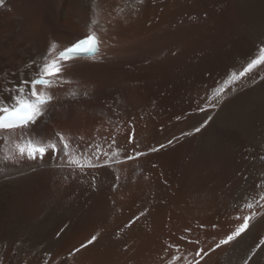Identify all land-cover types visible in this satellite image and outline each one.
Returning a JSON list of instances; mask_svg holds the SVG:
<instances>
[{"label": "bare ground", "instance_id": "obj_1", "mask_svg": "<svg viewBox=\"0 0 264 264\" xmlns=\"http://www.w3.org/2000/svg\"><path fill=\"white\" fill-rule=\"evenodd\" d=\"M72 27L85 34L69 40L64 34ZM91 33L99 40L96 55L57 59ZM54 38L65 44L49 52ZM262 48L264 0H5L0 90L21 75L36 77L45 57L60 65L58 77L68 82L45 89L54 99L32 134L0 136V264H195L200 250L202 256L208 252L200 264H242L250 255L249 264H264V245L252 253L264 239V187L255 188L261 205L254 193L244 194L251 178L264 183V61L240 75L260 59ZM178 71L180 87L189 86L186 74L201 83L199 92H189L199 99L195 108L182 99L179 104L166 89L170 83H162ZM217 88L225 91L217 96ZM138 99L150 108L136 107ZM118 104L128 114L120 113ZM209 115L213 119L193 135ZM102 125L111 132L127 128L126 145L122 132L117 139L109 134L114 147L107 153L116 154L86 163L87 129ZM63 131L73 144L65 139L72 145L67 155L56 161L50 155L27 159L29 143L48 147ZM229 136L252 152L250 164L245 160L250 181L245 178L234 188L235 197L222 187L221 168L213 159ZM136 151L144 155L128 160ZM209 152V158L200 159ZM70 159L69 165L62 162ZM65 165L80 170L71 172ZM84 177L108 185L112 198L85 191L91 182ZM169 211L179 217L166 222ZM245 216L248 229L217 248ZM223 217L228 225L211 230ZM93 236L91 245L75 251Z\"/></svg>", "mask_w": 264, "mask_h": 264}, {"label": "snow or ice", "instance_id": "obj_2", "mask_svg": "<svg viewBox=\"0 0 264 264\" xmlns=\"http://www.w3.org/2000/svg\"><path fill=\"white\" fill-rule=\"evenodd\" d=\"M5 0H0V6L4 5ZM99 40L95 33L86 35L85 38L78 39L74 43L65 47L63 51L59 53V56L65 60H70L81 56L82 54H95L98 50ZM57 45L53 43L49 52L52 49H55ZM261 57L259 60H252L248 64L247 68L240 73L241 76H244L250 69L256 66L261 61H264V48L260 49ZM31 67V65H29ZM60 65L53 61L48 62L47 57H45V63L38 68V75L34 78H24L21 75L20 79L10 80L9 86L6 89L0 90V136L6 137L9 133L19 132L21 135L32 134L34 129L39 126L40 120L46 114V110L51 105L54 97L53 95L46 91L45 89L52 86H59L68 81L59 79L58 73L60 72ZM16 73H12V76H15ZM55 82V85H54ZM227 83H231V80ZM38 86H41L38 88ZM225 90L223 88L216 89V95L219 96ZM216 104L213 103L209 107H215ZM205 107H200L199 111L204 112ZM213 119L211 115L207 117L198 127L193 129V132L198 133L203 128H205L209 122ZM188 134V133H186ZM58 137V140L48 145V147H40L38 145H32L29 143L27 151V159L29 160H44L48 155L51 156L53 161H56L61 154L67 155L69 144L64 142V137L60 133L54 134ZM129 142L132 143L133 139L130 137ZM171 143V142H169ZM59 144H62L63 147H58ZM49 149L51 150L49 153ZM157 148H152L151 151H157ZM25 149L21 148L20 152L23 156ZM144 155V153L136 151L134 156H127L128 160ZM264 159V156L261 157ZM107 163V162H106ZM98 166V165H93ZM258 187H264V183L257 185ZM264 199V198H262ZM249 208L252 207V204L247 205ZM255 215V214H253ZM250 217H244V223L241 224L234 232L227 236L226 239H222L216 247H220L223 244H227L230 241H236L238 237L244 233L249 227ZM128 225H126L127 227ZM63 231V230H62ZM59 235V233H57ZM97 239L96 236H93L86 244H81L80 248L76 249V252H79L81 249L86 248L88 245H91ZM183 239V237H182ZM264 245V239H261L255 248L252 249V253L255 254L256 250L261 248ZM201 251L196 252V256L200 259L195 262V264H200L205 256L208 255V252H204L203 256ZM175 259V257L173 258ZM252 259V256H248L247 259L242 261V264H249V261Z\"/></svg>", "mask_w": 264, "mask_h": 264}, {"label": "rangeland", "instance_id": "obj_3", "mask_svg": "<svg viewBox=\"0 0 264 264\" xmlns=\"http://www.w3.org/2000/svg\"><path fill=\"white\" fill-rule=\"evenodd\" d=\"M74 28V29H73ZM71 29V30H70ZM68 31H67V33L65 32V37H68V39L69 40H73V39H75V38H79V36H81L82 34H85V32H80V30H78L76 27H72V28H70ZM64 37V38H65ZM62 38H60V39H57V38H54L52 41H50V45H49V49L51 48V45L53 44V43H55L56 45H57V47L55 48V49H52V52L53 51H57V50H60L61 48H62V46L65 44H63V42H59L60 40H61ZM62 40H64V39H62ZM52 43V44H51ZM60 43H62V45L60 44ZM52 55V54H51ZM224 69H226V68H224ZM229 70V68H227L226 70H225V72L227 71V72H229L228 71ZM243 71V70H242ZM241 71V72H242ZM179 72V71H178ZM225 72H223V74L221 75V78H223L224 76H225ZM198 74V73H197ZM196 74V75H197ZM224 75V76H223ZM186 77V79H187V81H185V83H186V85L185 86H188V87H184V85L182 84L181 85V87H180V72L177 74V77H172V78H170V81L169 80H167V81H164V82H162V83H170V84H168L167 85V90L168 91H170V93L171 94H174V96L176 97V99L178 98V102H179V104H180V101H181V99L183 100V104L185 103V104H189L191 107L193 106H195L196 107V105H194V104H196L197 103V101L199 100V99H197L194 95H192L191 93H192V91H193V89L196 91V89L197 88H199V86H200V82L199 83H197L198 82V77L197 76H195V75H192V74H186L185 75ZM223 76V77H222ZM188 77L190 78V79H188ZM192 77V78H191ZM193 81H195L194 82V84H193ZM182 82V81H181ZM191 84H193V85H191ZM197 84V85H196ZM191 87V88H190ZM197 87V88H196ZM181 88V89H180ZM200 90V89H199ZM194 91V92H195ZM139 92H141L140 91V89H139ZM189 92H191V93H189ZM197 92H199L198 91V89H197ZM195 94V93H194ZM184 95V96H183ZM187 95V96H186ZM190 95V96H189ZM198 95H199V93H198ZM198 95H197V97H198ZM193 96H194V98H193ZM142 99H145V98H147V95H142V97H141ZM184 98V99H183ZM186 99V100H185ZM193 99H194V101H193ZM197 99V100H196ZM138 100H139V104H137L136 102H138ZM138 100H133V102L134 103H136V107H141V109L143 108H145L146 106L145 105H147L146 104V102H144V101H142V103L140 102V99H138ZM186 101V102H185ZM132 102V103H133ZM189 102V103H188ZM192 102V103H191ZM141 103V104H140ZM154 103V102H153ZM152 103V104H153ZM151 104V105H152ZM155 104V103H154ZM120 105V113H122V112H125V114H128L127 112H126V110L124 111V109L122 108L123 107V105L122 104H118L117 105V108H119L118 106ZM133 105V104H132ZM133 105V106H134ZM139 105H141V106H139ZM105 107H104V110L106 111V109H108V111H109V107L107 106V104L106 105H104ZM108 108H107V107ZM153 106V105H152ZM151 106V107H152ZM155 106L156 105H154L153 106V111L155 110ZM194 107V108H195ZM205 107V106H204ZM114 109L112 110L111 109V111H115V109H117L116 108V106L115 107H113ZM147 108V110H148V108H150V106L148 107H146ZM123 109V110H122ZM152 109V108H151ZM151 109H149V111L151 112L152 110ZM211 109V107H209V106H206V111H208V110H210ZM198 110V109H197ZM118 111V110H117ZM114 112V114L116 115L118 112ZM152 111V112H153ZM104 113H108L107 111L106 112H104ZM112 115H113V112H112ZM114 115V116H115ZM179 117H180V110H179ZM143 121V120H142ZM179 121H180V119H179ZM105 125V124H104ZM104 125H102L103 126V128H102V126L99 128V130H93V128H91V129H87L88 130V132H89V136H88V138L86 139L87 141H86V151L85 152H87L86 154H85V156H84V160H85V162L86 163H91V164H98L99 162H104V161H106V160H110L113 156L112 155H115L116 153L115 152H117L116 150H114V151H112V153H110V155H108V151H110V149L112 148V147H114V146H112V143L110 142L111 140V137L109 138V136L110 135H113V136H115L116 138L115 139H117V137L119 136L120 137V133H121V136H122V144L124 143V146L126 145L125 143H126V141H125V137H126V133H127V128H125L124 129V127L122 126V125H120L119 127H117V129H113V131L111 132V128L109 127V128H104L105 126ZM107 127V126H106ZM121 128L123 129V130H121ZM204 129V128H203ZM202 129V130H203ZM90 130V131H89ZM62 131V130H61ZM60 131V132H61ZM91 132H92V135H91ZM64 133H65V131H63V134L61 133V135H63V137H64V142H65V139H66V141L69 143V144H72V141L71 140H69L68 138H66V136H64ZM112 133H114V134H112ZM156 133V132H155ZM110 134V135H109ZM196 133H194L193 135H195ZM118 137V138H119ZM89 139V140H88ZM226 139H227V141H226ZM234 140V141H233ZM119 141V140H118ZM226 141V142H225ZM237 140H236V138H234V136H229V139H228V137L227 138H225V140L223 139V142L220 144V146L218 147V149H216L215 151H214V164H216V165H218L217 167H219V169H220V171H221V173H222V177H221V179H222V181L225 183L224 185H222V187H224V188H228L229 190H231V192L234 190V188L236 187V188H238L237 187V185L239 186V185H241L242 184V182L243 181H245L244 179L246 178V180L247 181H250V180H252L251 181V186L249 187L250 188V191H249V188H248V190H246L245 191V193L244 194H246V193H249L250 195H253L254 196V194L256 195L255 197H256V199H257V197H259V194L258 193H255L256 192V187H257V184H258V181H257V177L255 176V179H253V178H251V177H249V176H246L247 175V172H248V174H249V169H248V167H247V165L246 164H250V161H251V159H249V158H251L250 156L252 155L251 153V151H249V150H247V147L245 148V147H243V146H241V144H240V142H236ZM239 141V140H238ZM115 142H116V140H115ZM75 143H76V141H75ZM117 144V143H116ZM130 144V143H129ZM73 145V144H72ZM72 145H69V146H72ZM167 146V145H166ZM171 146H168V147H164L165 149H168V148H170ZM222 147V148H221ZM88 148V149H87ZM117 148V147H116ZM219 148H220V150H219ZM224 148H225V150H224ZM218 150V151H217ZM246 150L247 151H249L248 153L246 152ZM221 151V152H220ZM210 154H206V155H208V157H205V156H203V155H201L200 157V159H204V158H209L210 156H211V152H209ZM226 153V154H225ZM249 153H250V155H249ZM151 154H153V153H151ZM87 155V156H86ZM216 155V156H215ZM220 155V156H219ZM223 155V156H222ZM220 157V158H219ZM249 157V158H248ZM245 158H248V159H245ZM84 160H83V162H84ZM248 162H246V161ZM77 161V162H76ZM78 161L79 162H81V160H75V163H78ZM243 161H245L244 163H243ZM62 162H64V163H68V165L70 164V163H73L74 162V160H72V159H70V160H65V161H62ZM226 162V163H225ZM226 164V165H225ZM68 165H65V166H63V167H68L67 169H68V171H78V170H80L79 168V166H73V167H69ZM105 166V165H104ZM58 167V166H57ZM76 167V168H75ZM237 167V168H236ZM239 167V168H238ZM241 168V169H240ZM77 169V170H76ZM99 170L101 169V167L100 168H98ZM98 169H96V170H98ZM244 169V170H243ZM95 170V169H94ZM231 171V172H230ZM224 173V174H223ZM235 173V174H234ZM238 173V174H237ZM241 173V174H240ZM231 174V175H230ZM234 174V175H233ZM246 174V175H245ZM224 175V176H223ZM238 175V176H237ZM240 175H242V176H240ZM233 176V177H232ZM240 176V177H239ZM232 177V178H231ZM87 178H89V177H84V180H86ZM225 178V179H224ZM239 178V179H238ZM248 178H251L250 180L248 179ZM226 180V181H224V180ZM231 179V180H230ZM233 179H237V181H235L234 182V184H233ZM89 180H90V182H91V185H89V186H86L85 188H84V190L85 191H87V192H91V193H100L101 195H103V194H107V198L108 199H111L112 198V196H111V193H112V190H111V188L108 186V185H106V186H103V185H96V182H97V180H98V178L97 179H95L93 182L91 181V179L89 178ZM226 182H228V183H226ZM237 182V183H236ZM257 183V184H256ZM231 184V185H230ZM236 184V185H235ZM255 184V185H254ZM142 185V184H141ZM234 187H233V186ZM231 186V187H230ZM230 187V188H229ZM233 187V188H232ZM252 187H254L253 189H251ZM106 189H107V192H105L106 191ZM258 189V188H257ZM227 190V189H226ZM235 191V190H234ZM233 191V195H231L230 194V191H227V192H229V193H227V195H231L230 197H235V192ZM251 193H254V194H251ZM247 195V194H246ZM250 195H247V196H250ZM258 195V196H257ZM261 199V198H260ZM259 198L256 200L257 201V203L258 202H260V203H258V205L260 204L261 205V201L262 200H260ZM258 200H260V201H258ZM171 212V213H170ZM119 213H120V211H119ZM167 215H166V217H168L167 219L165 218V220H166V222H170L171 221V219H172V217H173V215H177L178 217H179V212L177 211L175 214H173L172 213V211H169V212H167L166 213ZM228 223H229V221L225 218V217H223L222 219H219L218 221H215L211 226H210V229L212 230V229H214V227H216L217 229H221V227H223V226H227L228 225ZM214 230H216V229H214ZM221 231V230H220ZM72 239V238H71ZM82 242H84V241H82ZM78 248H80V247H78ZM64 257V256H63ZM62 257V258H63Z\"/></svg>", "mask_w": 264, "mask_h": 264}]
</instances>
